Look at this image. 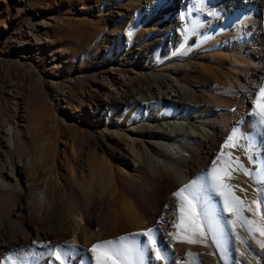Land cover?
I'll return each instance as SVG.
<instances>
[{
    "label": "bare ground",
    "instance_id": "obj_1",
    "mask_svg": "<svg viewBox=\"0 0 264 264\" xmlns=\"http://www.w3.org/2000/svg\"><path fill=\"white\" fill-rule=\"evenodd\" d=\"M137 1L146 13L142 26L147 21L164 26L165 36H175L176 44L165 58L156 61L158 73L131 70L133 74H126L130 72L122 69L126 62L108 72L118 73L123 79L111 98L120 109L119 104L124 106V127L112 134L131 140V145L141 150L135 158L143 167L134 178H129L134 182L129 191L131 202L128 200L127 205L119 201V185L112 191L104 186V180L111 179L107 171L104 175L90 171L84 192L75 185L68 192L61 184L47 183V179L45 184L25 180L23 187L21 179L28 163L21 154L17 161L12 157L21 147L14 130L7 134V141L5 138L6 148L0 147V264H19V260L22 264H60L52 254L58 247L62 258L64 251L71 252L65 264H95L97 253L91 251L93 244L118 239L114 241L118 245L121 236L142 251V260L137 264H179L172 251L173 239L170 241L165 232L172 204H176L181 215L180 198L173 193L186 184L192 185L184 193L189 199L193 189L203 196L196 203V211L201 212L196 218L211 225L208 234L213 246L224 255L231 248L236 253L234 264H243L240 258L245 262L252 259L244 242H232L227 235L230 230L236 231L237 225L228 219L232 214L225 209L228 204L224 190L218 186L215 175L222 176L235 195L245 201L254 198V191L259 197L256 198L264 199V123L260 122L257 107L264 103L259 95L264 86V0H204V4L197 0ZM141 44L144 46V41ZM169 85L172 88L168 89ZM176 90L178 94L173 93ZM55 95L57 106L66 113L67 94ZM161 95L165 102L171 98L173 104L204 107L206 128L194 125L197 112L187 111L184 121L175 122L174 116L151 107L153 98ZM139 105L142 111L139 115L133 113L140 120H127V110ZM96 113L100 111L93 114L101 123ZM233 131L237 133L234 147L228 143ZM163 140L170 142L171 147ZM119 150L113 158L121 164L119 170L127 172L130 157ZM147 161H152L151 165ZM229 172L230 178L226 175ZM108 199L118 209L111 218V229L100 227L104 220L99 214L106 210ZM236 205L233 202V207ZM254 217L264 225V202ZM185 222H189L187 213ZM149 228L154 229L151 235L155 245L146 235ZM254 242L252 252L256 257L252 255L261 264L264 250ZM157 249L164 260L155 258Z\"/></svg>",
    "mask_w": 264,
    "mask_h": 264
},
{
    "label": "rangeland",
    "instance_id": "obj_2",
    "mask_svg": "<svg viewBox=\"0 0 264 264\" xmlns=\"http://www.w3.org/2000/svg\"><path fill=\"white\" fill-rule=\"evenodd\" d=\"M145 20L146 13L139 8L137 0H0V147L6 148L7 134L17 131L21 147L12 157L17 161L21 154L25 164L28 163L21 179L23 187L25 180L39 181L40 184L48 180L47 183L63 185L68 192L73 185L83 190L90 171L101 175L107 171L111 179L104 180V186L112 191L119 185L122 194L119 201L122 204L131 202L129 191L134 182L130 179L143 167L135 158L141 150L131 145V140L112 134V131L124 127L121 121L124 106L119 104L120 109L116 105L118 102L111 98L123 79L117 76L118 73L109 75L108 72L118 63L126 62V67H122L130 70L126 74H133L131 70L158 73L156 61L167 56L176 39L175 36L167 38L164 26L154 22L147 21V25L142 26ZM138 25L141 28L138 29ZM57 92H65L68 96L66 113L57 106ZM168 101L165 102L161 95L154 97L150 105L167 116H174L175 122L184 121L187 111L197 112L194 125L206 128L202 114L204 107H192L182 102L173 104L171 98ZM140 107H130L126 119L136 121L140 116L137 118L133 112L139 115ZM98 110L100 114L96 115L101 123L93 114ZM131 113L132 117L129 116ZM162 142L171 147L170 142ZM119 149L130 157V165L125 167L127 172L122 173L119 170L121 164L113 158ZM152 155L163 159L160 154ZM147 163L151 165L152 161ZM115 173L119 176L115 177ZM255 192L253 199L250 197L245 201L242 197L243 204L234 207L237 211H229L231 218L228 215L230 223L237 225L236 231L228 232L229 239L244 242L247 254L252 257L248 262L240 258L243 264H257L252 240L264 250L261 246L264 236L248 223L256 221L264 226L254 217L256 205L252 201L259 198ZM190 194V199L198 195L195 204L202 200L203 196L197 190L193 189ZM108 200L106 210L99 214L104 220L100 227L111 229L118 209L114 208L111 199ZM225 209L228 210L227 205ZM168 217L165 233L170 241L173 239L172 251L179 264H234L236 253L231 248L229 255L217 250L210 240L207 224L196 218L206 235L202 243L189 244L170 235L179 232L183 237L188 233L189 222L184 221L180 228L176 227L181 221L175 203ZM19 264H22L20 260Z\"/></svg>",
    "mask_w": 264,
    "mask_h": 264
},
{
    "label": "snow or ice",
    "instance_id": "obj_3",
    "mask_svg": "<svg viewBox=\"0 0 264 264\" xmlns=\"http://www.w3.org/2000/svg\"><path fill=\"white\" fill-rule=\"evenodd\" d=\"M198 3L204 4V0H197ZM259 95L262 100H264V86H262L259 90ZM259 108L258 115L260 116V122L264 123V103H259L257 105ZM236 131H233V134L229 136L228 143L231 146H235L234 138L236 137ZM237 164H239V160L237 158ZM249 172L245 170V175H248ZM226 175L231 177V173H226ZM215 179L218 182V186L224 190V195L226 198V203L228 204V211H237L236 208L233 207V202L237 205L243 204V201L239 196H236L235 193L232 191V186L224 183V178L219 174L215 175ZM264 179V177H261ZM191 184H186L182 188H180L177 192L173 193L174 196L180 198V225H176L177 228H180L185 221V214L187 213L189 219V226H188V233L183 237L180 236L179 232L177 233H170L174 239H182L184 242L189 244H196L202 243L203 238L205 237L206 233L202 224L196 219V217L201 215V212L196 211V204L194 203L195 200H199L198 195L194 196V199H189V196L184 195L185 191L191 188ZM238 187V186H237ZM191 195V194H190ZM230 197V199H229ZM264 202L262 200H253L252 203L256 205V209L254 210L257 214H259V209L261 203ZM249 210L253 211L251 206H249ZM247 219V218H245ZM248 223L254 226V230L259 232L261 236H264V226L258 225L256 221H248ZM209 230H211V225H209ZM154 229L149 228L147 230L146 235L149 236V240L153 245L156 244V240L152 238V233ZM124 237L120 238V244H116L114 241L111 240H104L99 243H94L92 246L91 251L96 252V259L95 264H137V261L142 260V251L138 248H134L132 245L124 242ZM261 246L264 247V241L261 242ZM146 247V246H145ZM55 256L57 261H60V264H65V259L71 255L70 250L63 252V258L61 254V250L59 247L57 250L52 253ZM157 260H164L165 256L161 255L159 249L156 251ZM9 260L12 259L11 256L8 257Z\"/></svg>",
    "mask_w": 264,
    "mask_h": 264
}]
</instances>
